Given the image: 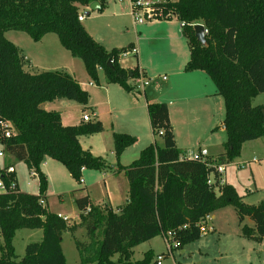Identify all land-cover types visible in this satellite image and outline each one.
I'll return each instance as SVG.
<instances>
[{"label":"trees","instance_id":"16d2710c","mask_svg":"<svg viewBox=\"0 0 264 264\" xmlns=\"http://www.w3.org/2000/svg\"><path fill=\"white\" fill-rule=\"evenodd\" d=\"M108 1L0 0V125L9 122L13 126L9 138L0 129V144L8 157L25 163L39 178L38 195L19 189L0 195V264H67L62 236L67 231L75 233L77 226H69L39 203L46 200L49 186L41 170L46 158L64 165L77 181L85 169L109 168L103 158L84 150L79 140L104 132L101 121L86 122L82 117L79 125L64 126L59 112L42 108L45 103L63 99L86 106L89 93L67 72H26L25 56L5 34L21 31L40 42L54 33L74 58L83 61L93 81L99 82L98 70H102L110 84L133 92L129 80L138 76L139 67L125 70L119 59L132 46L107 51L78 18L83 8L95 2L103 12ZM161 8L167 20H172L168 16L174 13L175 19L185 24L182 30L191 53L185 72H205L224 100L227 141L218 161L230 165L241 156L245 143L264 137V106H252V100L264 94V0H178ZM200 24L208 31L205 45L197 40L193 27ZM147 113L154 142L127 167H121L119 160L137 139L114 133L115 156L129 184L128 203L117 213L92 205L88 198L76 201L89 239L82 242L75 238L80 264H151V251L132 263L134 248L169 232L173 233L175 249L197 242L204 234L201 221L228 206L236 208L246 236L264 238V201L245 205L229 185H224L218 196L215 186H219L220 177L215 170L198 160L180 159L183 152L176 144L168 105L150 103ZM158 138L163 141L161 147ZM14 178L7 177L0 166V179L7 185ZM210 178L214 186L208 184ZM88 207L91 212L84 215ZM246 219L253 222V228L244 225ZM21 229L42 230L43 238L28 244L18 260L14 238ZM116 255L119 260L114 262Z\"/></svg>","mask_w":264,"mask_h":264},{"label":"rangeland","instance_id":"374dc122","mask_svg":"<svg viewBox=\"0 0 264 264\" xmlns=\"http://www.w3.org/2000/svg\"><path fill=\"white\" fill-rule=\"evenodd\" d=\"M127 5L128 3L119 5L116 0H109L103 12L90 11L91 14L87 16L83 25L90 29L89 34L107 51L127 49L133 44L140 48L141 37H146L143 55L147 63L156 67L155 73L149 75L150 79L156 82H151V85L146 87V92L147 94L156 93L157 96L161 93L162 96L159 100L162 102L169 98L165 96L164 89H167L174 81L173 74L168 70L178 66L180 63L177 52L169 47L168 40L174 34L175 27L181 30V23L175 18L172 20L152 21L146 22L145 25L138 26L134 30L132 17L122 16L126 12L130 14ZM137 32L139 33V39H136ZM182 35L186 39L187 45L188 40L184 36L183 30ZM5 37L20 49L23 56L29 59L24 65L26 72L38 74L44 71H64L69 73L68 70H71L73 63L72 72L75 73L76 77L72 76L75 79L77 78L76 80L78 83L80 82V85L85 84L87 86L89 82L94 83V87H89L88 102H91V95L95 97V100L103 99L105 95L104 90L107 85L105 73L98 70L99 82L93 81L83 61L79 58H74L61 45L56 34L51 33L47 35L42 42H35L28 34L15 30L6 32ZM121 58L124 65L127 68H131V70L137 67L139 59L140 61L142 60L141 55L140 57H136L133 54L121 56ZM162 77H167L168 81H162ZM131 81V84L134 85V78ZM112 87H115L117 91H124L119 85L114 84ZM154 89L159 91L156 92ZM137 95L139 98L134 100L141 103L146 102L144 91L138 92ZM63 101L74 103L66 99H63ZM258 105L264 106V94L252 100L253 107H258ZM221 112L225 117L224 108H222ZM105 118L106 120H110L108 113ZM117 120V123L122 122V118H118ZM157 144L160 147L163 146L161 138L157 139ZM2 149V145L0 144V153L3 152ZM197 150L198 147L193 151ZM139 156L134 160H137ZM5 164L8 165V160ZM5 164L0 157V166L3 167ZM14 165L16 170L14 180L18 185L19 191L38 195L39 178L34 175V172L29 171L25 163L16 162ZM228 166L223 175L224 185L233 187L245 205L255 206L264 201V137L245 143L242 147L240 159L235 160ZM42 172L49 175V186L46 194L49 211L71 219L67 222L69 226H77L75 233L68 231L63 233L62 246L67 263L80 264L81 258L75 238L82 242H87L89 239L87 237V230L82 225L81 218H77L76 221L72 220L78 214L77 205L73 201V193L77 192L75 188L79 185V181L70 175L64 165L53 159L49 162L45 171ZM97 172L99 171L85 169L81 173V179L86 182L82 188H90L89 186L93 184V181L101 178ZM83 190L81 189L79 192H83ZM217 195L219 196L220 194L217 193ZM244 225L248 228H253V222L248 219L244 222ZM203 226L205 232L199 241L174 249L171 255L165 256L162 264H264V238H258L257 236L249 237L244 234L235 207L228 206L218 209L209 215V219L204 222ZM38 233V231L30 229L18 231L15 239L17 255L23 257L26 245L38 242ZM98 236L100 237L99 240H101L102 232L100 230H98ZM2 245L3 237L0 233V247ZM133 251L132 263L141 261L149 251L154 255L151 264H157L158 256L169 254L168 245L163 235L135 247ZM112 259L114 262H117L119 256L116 255Z\"/></svg>","mask_w":264,"mask_h":264},{"label":"crops","instance_id":"0c3cea01","mask_svg":"<svg viewBox=\"0 0 264 264\" xmlns=\"http://www.w3.org/2000/svg\"><path fill=\"white\" fill-rule=\"evenodd\" d=\"M116 2L118 1L116 0ZM126 2L127 1H124L123 3L118 2V4L124 5L127 4ZM127 7L130 14L126 12L122 16L132 17L134 30L138 26L145 25V23H136L134 17L132 16L130 6L127 5ZM96 12L100 13V11ZM84 27L89 33L90 29L87 28V26ZM180 28L181 30L178 27H175L174 34L168 40L170 44L169 47L173 51L177 52L180 63L178 66L168 70L171 74H173L174 81L167 87V89H164L165 96L169 97L167 100L160 102L159 98L162 96L161 93L158 96L156 93L147 94V90L145 89L144 93L146 102L141 103L140 101L134 100L139 98L136 91H117L115 87H112L114 84H110L107 81L103 99L95 100V97L91 95L90 100L92 103L88 102V104L83 108V105L81 104L75 102L70 103L63 100H56L42 105V108L46 111L59 112L64 126L79 125L82 122L83 115L88 114L91 116V120H99L105 127L104 132L100 134L81 136L79 138L82 148L90 151L96 157L103 158L109 168L104 171L97 172L101 178L93 181V184L89 186L90 188H82L86 182L84 181L83 184L79 182V185L75 188L77 192L73 193V201L75 204L78 199L88 198L92 205L100 206L102 208L109 207L114 212L119 213L128 203L129 184L125 176V172L118 166V160L115 156L114 133L128 134L137 139L133 146L124 151L119 160V165L121 167H127L135 161L134 159L139 156L142 150L154 142V136L147 113V105L150 103H166L168 105L170 121L174 129L176 144L178 149L181 150L183 154L205 149L209 152V156L211 158L218 159V157L225 152L224 145L227 141V136L223 124L225 117L221 112L222 108L225 110L224 100L222 96L218 94L215 84L205 72H185V66L190 61L191 53L189 45H186L187 41L182 35L183 28ZM46 36L40 42L45 40ZM136 39H139L138 32ZM145 39L147 38L143 36L141 37L140 48L132 43L133 45L130 49L137 50V53L133 54L134 56L140 57L141 55L142 60H138L137 67H139V69L142 70L147 77H149V75H153V73H155L156 67L145 61L143 55ZM25 58L26 61H29L26 56ZM120 64L125 70L131 71V68H127V66L124 65L122 58H120ZM72 71L73 63L71 70H68V72L76 77L75 73ZM131 80L132 78L129 80L130 85H132ZM153 81L156 82L155 80ZM162 81L167 82L168 79ZM81 87L89 93V87H94V83L89 82L87 86L82 84ZM157 91L159 90H156V92ZM149 96L151 97L149 98ZM107 113L110 116V120H106L105 118ZM118 118H122V122L117 123ZM184 135H186V137H184ZM197 147L198 150L193 151ZM2 148V153L4 154V157H1L2 162L5 164L8 160V165L15 167L14 164L16 162H14L12 158L8 157L3 146ZM240 157L238 159H240ZM51 161V158H46L41 165V170L45 171ZM46 176L49 178L48 174ZM81 189H84L83 192H79ZM45 201L46 206L49 209V204L47 200ZM80 215L81 212L78 209V214H76L75 218L72 220L76 221L77 218L79 219ZM36 231L39 232L38 242H40L43 238V232L38 229ZM16 236L14 238V247ZM16 256L18 260L22 258V256L17 255V253Z\"/></svg>","mask_w":264,"mask_h":264},{"label":"built area","instance_id":"2783aa9c","mask_svg":"<svg viewBox=\"0 0 264 264\" xmlns=\"http://www.w3.org/2000/svg\"><path fill=\"white\" fill-rule=\"evenodd\" d=\"M120 3H123L124 1H127L128 5L130 6L131 9V13L132 16L134 17V20L136 23L138 24H144L146 22H152V21H162V20H167L166 16H164L163 11L161 6L164 4H174L176 3L178 0H117ZM93 12L91 10V7H85L81 10V13L79 15V21L80 22H84L87 18V16H89L91 14V12ZM169 18L173 19L175 18L174 13L169 14L168 16ZM168 18V19H169ZM185 26L184 23H181V27L183 28ZM196 25H193V27H195ZM205 33L207 34L208 31L205 29ZM137 50L136 49H128L126 52H123L122 54L119 55V59L121 58V56H127L130 54H136ZM111 64L113 63L112 60ZM167 77H162V80H166ZM135 84L133 85L134 87V91H136L137 93L140 91H144L146 89V87L151 85V82L153 81V79L147 78L144 74L143 71L139 69V74L136 78H134ZM83 120L88 122L91 120V116L88 114H84L83 115ZM13 126L11 123L9 122H3L0 125V129L2 130V132L4 133L6 138H9L12 136L13 134V130H12ZM0 157H4L3 153H0ZM181 160H198L201 162H204L207 164V166L213 170H215L217 172V174L219 175L220 179V184L219 186H215V192L216 193H221V189L224 186V180H223V175L226 171V167L228 165H222L219 164L218 159L215 158H211L209 156V152L205 149L197 151V152H188L185 154H182L180 156ZM2 170H4L5 175L11 176V175H15L16 170L14 166H8L6 168V165L2 167ZM35 175V174H34ZM81 184L84 183V180L81 179L79 181ZM208 184L210 186H214L215 182L213 178H210L208 181ZM18 191V187H17V183L16 181L10 180L9 184L7 185L2 179H0V195H5L8 193H16ZM40 205L42 207H46V201L44 199L40 200ZM91 212V208H88L84 214L87 215ZM59 218H61L64 222H69V218L68 217H64L62 215H58ZM209 219V215L205 217V221ZM201 221V225H202V230L203 232H205L204 229V222L205 221ZM167 245H168V255L172 254L173 249H175V242L173 241V233L169 232L167 233V235H164ZM165 260V255L164 256H158L157 257V264H162V262Z\"/></svg>","mask_w":264,"mask_h":264},{"label":"water","instance_id":"95a60500","mask_svg":"<svg viewBox=\"0 0 264 264\" xmlns=\"http://www.w3.org/2000/svg\"><path fill=\"white\" fill-rule=\"evenodd\" d=\"M91 10L92 11H99L100 10V4L98 3V2H95V3H93L91 6ZM194 30H195V35H196V38H197V40L201 43V44H203V45H205L206 44V33H205V26L204 25H196L195 27H194ZM108 65L110 66V67H112V64H111V61H109L108 62ZM264 112V111H263Z\"/></svg>","mask_w":264,"mask_h":264}]
</instances>
